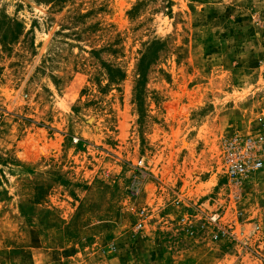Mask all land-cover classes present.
<instances>
[{"label":"rangeland","instance_id":"1","mask_svg":"<svg viewBox=\"0 0 264 264\" xmlns=\"http://www.w3.org/2000/svg\"><path fill=\"white\" fill-rule=\"evenodd\" d=\"M0 264H264V0H0Z\"/></svg>","mask_w":264,"mask_h":264},{"label":"built area","instance_id":"2","mask_svg":"<svg viewBox=\"0 0 264 264\" xmlns=\"http://www.w3.org/2000/svg\"><path fill=\"white\" fill-rule=\"evenodd\" d=\"M243 158L244 159L240 161L241 163L231 168L232 174L234 176H238V177L245 176L249 171L258 170L262 166L261 162L252 161L248 157H243Z\"/></svg>","mask_w":264,"mask_h":264}]
</instances>
